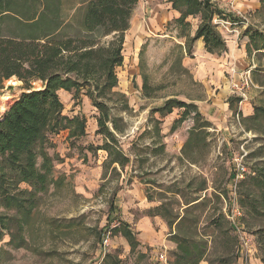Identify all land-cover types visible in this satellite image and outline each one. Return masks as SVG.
<instances>
[{"label":"rangeland","instance_id":"rangeland-1","mask_svg":"<svg viewBox=\"0 0 264 264\" xmlns=\"http://www.w3.org/2000/svg\"><path fill=\"white\" fill-rule=\"evenodd\" d=\"M85 1L61 0L63 18L76 20ZM221 1L236 7V0ZM168 6L167 0H138L125 32L124 61L115 69V90L126 97L127 105L118 102L117 96L100 98L117 119L120 132L113 145L129 158L128 165L121 171L110 167L103 176L107 154L90 148L104 142L96 132L98 110L84 89L74 97L73 91H59L62 114L85 119V134L72 138L68 130H61L48 136L46 149L57 157L54 169L60 184L36 195L28 225L20 233L15 228V210L0 205V264H109L114 258L127 264H174L176 244L159 219L164 223L184 214L183 232L197 233L207 241L205 264H264V194L252 179L253 171L264 170V117L251 123L256 132H246L232 112L219 125L201 108V119L187 117L170 131L182 109L174 108L165 117L151 113L168 98L188 102L204 97V88L190 68L183 70L182 60L181 64L176 60L180 29L170 20ZM223 26L221 21L219 30L225 31ZM18 29L11 20L3 25L4 33ZM143 75L147 76L148 96L142 90ZM12 80L0 89V104L5 102V109L24 91L20 81ZM10 85L14 87L8 89ZM32 87L39 88L41 83L35 81ZM5 109H0V116ZM155 118L161 120L160 135L153 130ZM193 127L197 146L184 148ZM238 161L246 172L236 180L231 175ZM19 187L30 189L23 183ZM203 197L200 205L185 210L188 201ZM253 198L257 210L251 206ZM112 202L115 212L110 210ZM160 205L165 220L147 218L159 213L153 209ZM236 207L241 218L235 224L241 232L225 216ZM108 217L114 220L112 224L128 222L134 231V224L141 222L144 235H137L141 244L136 251L143 256L138 261L120 234H103ZM10 233L24 242L14 246Z\"/></svg>","mask_w":264,"mask_h":264},{"label":"trees","instance_id":"trees-1","mask_svg":"<svg viewBox=\"0 0 264 264\" xmlns=\"http://www.w3.org/2000/svg\"><path fill=\"white\" fill-rule=\"evenodd\" d=\"M169 2L171 8L179 13L174 23L180 29L179 36L185 37L186 52L198 39H202L209 53L225 50V42L214 20H226L228 17L213 0ZM137 3L138 0H87L80 7L77 19L66 21L61 14V0H0V89L12 77L19 80L24 89L0 116V205L7 210H15V228L18 233L28 225L36 195L46 192L50 186L60 184L54 169L57 157L49 155L46 149L49 146L48 136L61 130H68L72 138L85 134V119L62 114L59 90L73 91L74 97L84 89V94L98 110L96 132L104 137V142L90 148L107 152L104 174L115 163L122 168L129 162L125 154L113 145L116 133L120 132L116 125L117 119L100 98L111 100L117 96L118 102L127 105L126 97L115 91L118 83L115 69L123 63L124 34ZM188 17L199 20L192 37L191 24L186 21ZM9 20L15 22L19 29L4 33L3 25ZM254 35L264 41V34L255 31ZM108 36L110 39L106 40ZM176 48L179 53L183 50L180 45H176ZM35 81L40 82L41 87H32ZM234 104L235 100L230 99V109L235 108ZM175 107L184 108V111L171 129L191 113H194V120L199 117L196 106L175 99L167 100L151 112L164 116ZM263 116V109H256L248 121L257 122ZM159 125L160 121L154 120L153 130L158 134ZM194 130L195 127L184 148L197 146L192 136ZM112 170L117 171L116 167H112ZM259 171H253L252 179L260 193L264 194V170L261 173ZM22 183L30 189H21L19 185ZM202 202L203 199L185 210ZM252 202L251 206L257 210L259 206L254 198ZM113 209L111 203V212ZM162 209L161 205L156 208L159 213ZM178 218L177 215L167 221L170 227L175 223V233L171 234L176 243L174 264H199L205 260L207 241L197 233H184L185 214ZM113 221L108 217L103 234L106 235L108 231L111 234L121 233L129 242L130 254H135L138 241L134 233L121 221L112 226ZM18 236L10 233V243L14 246L24 242L23 238L18 241ZM139 257L142 255L138 252L135 260ZM109 264L126 263L114 258Z\"/></svg>","mask_w":264,"mask_h":264},{"label":"crops","instance_id":"crops-1","mask_svg":"<svg viewBox=\"0 0 264 264\" xmlns=\"http://www.w3.org/2000/svg\"><path fill=\"white\" fill-rule=\"evenodd\" d=\"M213 1L215 2L216 6L221 11H223V13L228 17L226 20H214V22L218 24V31L225 42L224 51L220 53H209L205 50L202 39H198L191 45L189 52H186L184 49L185 37H180L179 34L177 35V38L180 39V42H178L177 45H180L183 48V50L180 53L177 52L176 50V60L180 62V64L182 60L183 70H186L185 68H190L191 73L194 76V80H197L198 82H200L204 88V97L196 98V99H189L188 102L184 100H178L176 98H168L164 102L170 99H175L178 101H183L186 104H193L194 106H196V112L199 114L200 119L202 117V112H203L201 110L202 108L205 111L203 112V114L206 117H208V119L215 120L219 125H224L223 122H225V120L228 118L229 112L230 113L232 112L233 116L237 117V119L239 120L238 124L244 126V129H243L244 131L256 132L257 129L253 125H251V123H255V122L248 121V118L253 116L256 109H263L264 111V93H263L264 92V41L258 35H254L255 31L261 34H264V1L263 0H236V7L234 5L230 7L229 5L223 3L221 0H213ZM167 3L169 4L167 9L169 8L170 10L169 11L170 20L174 21V19L179 17V13L176 10H173L171 8V3L169 2V0H167ZM132 14H133V11H132ZM132 16L133 15H131V17ZM229 17H231V19H229ZM186 21L190 22L191 24L190 37H192L197 29L199 20L198 18L188 17ZM221 21L225 23L226 25L225 27L223 26L225 28V31H221V29L219 30V23ZM130 25H131V18L129 22V27L126 31L129 30ZM124 37H125V34H124ZM127 37L128 36L126 35V41H127ZM123 45H124V42H123ZM123 61H124V57H123ZM245 70H250L251 85L249 89L246 91V98L244 100H240V98L236 94H232L230 92V82L232 80L238 81L237 79H239L240 73ZM142 81H143L142 90L144 92V95L148 96L150 92H149V85L147 83L146 75H143ZM144 83H145V86H144ZM59 91H64V90H59ZM230 99L235 100L234 109H230V106H229ZM203 103L205 105H203ZM179 109H182V112L184 111V108H179ZM153 113H158V112H153ZM166 115L164 116L160 115V117H165ZM193 115L194 113H191L187 117H190ZM154 120L160 121V124H161V120L157 118H155ZM172 125L170 127V131H174L178 126L177 125L174 129H171ZM160 132H161V129H160ZM97 151L106 152L103 149H98L94 152H97ZM127 165L128 163L124 167L121 168L115 163L112 165V167H116V169L118 168L121 171ZM103 176H104V170H103ZM204 198L205 197L201 199L197 198L198 200L194 202L192 200H191L192 202L188 201L190 203L188 205L186 204L185 205L186 207H188L189 205H192ZM112 204L114 207L113 212H115L117 207L116 205H114L113 202ZM157 207L159 206H156L153 210H156ZM146 216L147 218L150 216H153L154 218H157L159 216L164 218L163 215L159 213L153 214V215L148 214ZM178 216L179 218H181L183 215L181 216L178 215ZM159 220H161L160 225L162 229L164 228L168 229L170 235L175 233V229H174L175 223L170 227L167 222L168 220H165V218H164L165 220L164 223H162V219H159ZM120 221L122 223H126L128 229L134 233L138 241V246H139L141 244V241H140V238L137 237V235L138 236L144 235L140 229L141 226H139V224L141 223L140 221H143V220H140L139 221L140 223L136 222L134 224L136 226L135 230L137 232L131 228L128 222H125L123 220H120ZM117 234H120V236H122L121 233H117ZM122 237L125 238L124 236ZM126 241H127V245L129 247V253H130V245L127 239ZM175 251H176V247H175ZM138 252L136 251V255ZM139 258H137L136 261H138ZM241 259H243V257H239V260ZM203 261L204 260H202L199 264H205V262Z\"/></svg>","mask_w":264,"mask_h":264},{"label":"built area","instance_id":"built-area-1","mask_svg":"<svg viewBox=\"0 0 264 264\" xmlns=\"http://www.w3.org/2000/svg\"><path fill=\"white\" fill-rule=\"evenodd\" d=\"M238 81H231L230 82V92L232 94H236L240 100H244L246 98V91L249 89L251 85L250 81V70H245L240 73ZM238 160V159H237ZM246 172V169L244 166L241 165V163L238 161L236 164V169L234 173V179L238 180L243 178V174ZM227 219H229L234 228H237V225L235 224V219H239L241 217V213L238 207L231 210L229 214L226 215ZM118 224H112V226H116ZM238 230V228H237ZM240 231V230H238ZM241 232V231H240ZM239 232V233H240ZM243 234V233H242ZM104 244L107 245V240L104 241ZM162 258V256H161Z\"/></svg>","mask_w":264,"mask_h":264},{"label":"water","instance_id":"water-1","mask_svg":"<svg viewBox=\"0 0 264 264\" xmlns=\"http://www.w3.org/2000/svg\"><path fill=\"white\" fill-rule=\"evenodd\" d=\"M14 80H12L13 83L15 82H19V80H17L15 77H12ZM14 86L13 85H10L8 86V89H12Z\"/></svg>","mask_w":264,"mask_h":264},{"label":"bare ground","instance_id":"bare-ground-1","mask_svg":"<svg viewBox=\"0 0 264 264\" xmlns=\"http://www.w3.org/2000/svg\"><path fill=\"white\" fill-rule=\"evenodd\" d=\"M4 98L6 99L7 95H5ZM5 107H6V103L5 102L0 104V109H5Z\"/></svg>","mask_w":264,"mask_h":264}]
</instances>
